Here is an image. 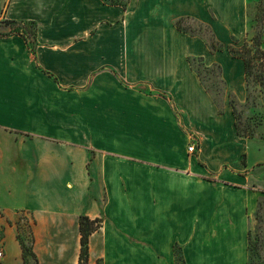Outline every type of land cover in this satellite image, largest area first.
<instances>
[{"label":"crops","instance_id":"1","mask_svg":"<svg viewBox=\"0 0 264 264\" xmlns=\"http://www.w3.org/2000/svg\"><path fill=\"white\" fill-rule=\"evenodd\" d=\"M247 3L0 0V25L34 27L0 37V264H25L26 217L38 264H79L82 217L102 220L89 264H126L156 232L172 233L188 264H248L264 128L236 129L243 61L176 27L191 17L232 38ZM192 58L221 67L222 107Z\"/></svg>","mask_w":264,"mask_h":264},{"label":"rangeland","instance_id":"2","mask_svg":"<svg viewBox=\"0 0 264 264\" xmlns=\"http://www.w3.org/2000/svg\"><path fill=\"white\" fill-rule=\"evenodd\" d=\"M113 0H108V3ZM123 4L128 5L129 0H121ZM179 23V30L188 36L198 37L202 39L210 48L211 52L230 51L231 49L245 53L246 47L249 49L260 48L264 51V0H248L246 18L243 24L236 27V35L232 38L218 40L212 28L195 18L186 17L176 23ZM15 30H22L27 34H34V27L30 24L25 26L11 25L2 23L0 25V36L9 34ZM212 45L216 47L212 50ZM254 51V50H252ZM231 53V52H230ZM232 54V53H231ZM233 55V54H232ZM234 56V55H233ZM236 58V57H235ZM239 59V58H236ZM242 60V59H240ZM243 61V60H242ZM244 63V61H243ZM190 64L201 78L204 86L214 97L215 101L222 107L226 95V83L223 80L221 67L214 65L208 67L204 58H192ZM245 67V63H244ZM251 93L250 101L247 100L248 94ZM235 103L237 111L241 117L243 125L255 127V133L260 131V127L264 128V87L259 84L252 83L248 91L245 69V99L243 102L238 100L235 95L230 98L231 103ZM232 107V106H231ZM261 124H258V123ZM260 126V127H258ZM28 218L20 223L19 238L21 243L27 248V264H37L31 253L32 230ZM169 234V237L168 235ZM172 233H166V237L162 238L161 232H156V236L150 240L153 249L140 250L138 254H130L125 260L126 264H188L184 255V246L173 243L171 240ZM193 235H190V238ZM173 245V246H172ZM251 248V251H250ZM155 253H154V252ZM161 255L157 257L155 254ZM169 255V256H168ZM196 254L191 256L189 264H202ZM251 264H264V207L254 215L249 233V261ZM101 264V263H99ZM122 264V263H119Z\"/></svg>","mask_w":264,"mask_h":264},{"label":"trees","instance_id":"3","mask_svg":"<svg viewBox=\"0 0 264 264\" xmlns=\"http://www.w3.org/2000/svg\"><path fill=\"white\" fill-rule=\"evenodd\" d=\"M104 1L108 2V0H104ZM110 4L126 6V4H123L121 0H113L110 2ZM9 24L15 25L13 23H9ZM177 28L180 29L179 23L177 24ZM10 34L25 35L26 33L22 30H15L11 32ZM8 35L9 34H5V35H1L0 37H5ZM215 49L216 47L212 45V50H215ZM230 52L234 55V57L242 59L245 63L246 81H247L248 91L250 90L252 83L259 84L260 86L264 87V51H262L259 47L253 48V49H249V47H246L245 53H241L233 49H231ZM250 99H251V93H249L247 97L248 101H250ZM231 106H232L233 113L235 116V120H236L235 125H236V129L238 131L239 136L243 138H254L256 136V133L254 131L255 127L243 125L235 103L232 102ZM258 124H261V123L259 122ZM101 226H102V220L100 219L91 220L87 217L81 218L80 220L81 253H80L79 264H89V238L93 233L98 231L101 228ZM21 245H22V249L24 253V261H25V264H27L28 251H27V248L22 243ZM250 251H251V248H250ZM30 255L33 257L35 262L38 264L37 259L35 258L32 252V249H31ZM248 264H251V262H249Z\"/></svg>","mask_w":264,"mask_h":264},{"label":"built area","instance_id":"4","mask_svg":"<svg viewBox=\"0 0 264 264\" xmlns=\"http://www.w3.org/2000/svg\"><path fill=\"white\" fill-rule=\"evenodd\" d=\"M188 151L190 152V153H195V151H196V142H195V140H192V142H191V145L189 146V148H188ZM3 257V254H2V252H0V259Z\"/></svg>","mask_w":264,"mask_h":264}]
</instances>
